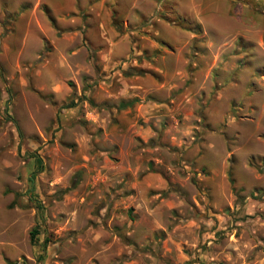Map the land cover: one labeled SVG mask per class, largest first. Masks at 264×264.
Masks as SVG:
<instances>
[{
	"label": "rangeland",
	"instance_id": "1",
	"mask_svg": "<svg viewBox=\"0 0 264 264\" xmlns=\"http://www.w3.org/2000/svg\"><path fill=\"white\" fill-rule=\"evenodd\" d=\"M4 263L264 264V0H0Z\"/></svg>",
	"mask_w": 264,
	"mask_h": 264
},
{
	"label": "trees",
	"instance_id": "2",
	"mask_svg": "<svg viewBox=\"0 0 264 264\" xmlns=\"http://www.w3.org/2000/svg\"><path fill=\"white\" fill-rule=\"evenodd\" d=\"M30 155L33 156V159H34V167H36L35 171L40 170V168L42 166L41 165V158L38 156V154L36 152H30ZM32 177H33V172L30 176V179H32ZM14 203H16V201ZM28 234H29V242L33 243L35 241V238H36L37 229L35 227L30 228Z\"/></svg>",
	"mask_w": 264,
	"mask_h": 264
}]
</instances>
